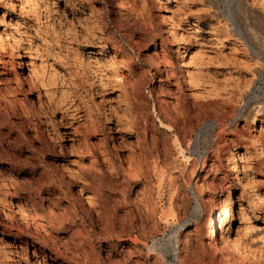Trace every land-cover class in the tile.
<instances>
[{
  "label": "rangeland",
  "instance_id": "obj_1",
  "mask_svg": "<svg viewBox=\"0 0 264 264\" xmlns=\"http://www.w3.org/2000/svg\"><path fill=\"white\" fill-rule=\"evenodd\" d=\"M231 1L0 0V264H264V0Z\"/></svg>",
  "mask_w": 264,
  "mask_h": 264
},
{
  "label": "bare ground",
  "instance_id": "obj_2",
  "mask_svg": "<svg viewBox=\"0 0 264 264\" xmlns=\"http://www.w3.org/2000/svg\"><path fill=\"white\" fill-rule=\"evenodd\" d=\"M233 1V0H232ZM231 1V2H232ZM237 2H238V0H237ZM236 3V2H235ZM235 5V4H234ZM234 7V6H233ZM235 9V8H234ZM236 11V10H235ZM234 12V11H233ZM247 15V14H246ZM257 21V20H256ZM260 21V20H259ZM245 22H246V20H245ZM253 23H254V21H253ZM235 24V23H234ZM233 24V25H234ZM240 24V23H239ZM257 24H261V23H257ZM232 25V23H231V26H233ZM245 26V25H244ZM249 26V25H248ZM243 26H241V28H242ZM262 26L260 25V30H263L262 28H261ZM238 28H239V26H238ZM249 28V27H248ZM242 30V29H241ZM247 30V29H246ZM241 33H242V31H241ZM248 33V32H247ZM243 34V33H242ZM258 35V34H257ZM245 36V35H244ZM253 38L254 36H253V33L252 32H250L249 31V33H248V35H247V40H246V38H243L245 41H248V39L250 40V38ZM251 41V40H250ZM256 41V40H255ZM249 47V46H248ZM253 50V49H252ZM253 52V51H252ZM254 55H256V54H254ZM257 56V55H256ZM256 58V57H255ZM258 59H260V58H258ZM264 62V61H263ZM31 70V69H30ZM34 70H33V68H32V71L30 72L31 74V78L33 77V76H35V74H34V72H33ZM259 72V71H258ZM36 78V77H35ZM33 79H34V77H33ZM36 80V79H35ZM35 80H33V81H35ZM33 81H32V83H33ZM31 82V81H30ZM34 83H37L38 84V82L36 81V82H34ZM36 84V85H37ZM36 85H34V86H36ZM38 86V85H37ZM40 86V85H39ZM41 88L43 89V87H42V84H41V87H40V90H41ZM38 91V90H37ZM260 91V90H259ZM39 94V93H38ZM46 94H47V92L46 91H44V95H45V97H46ZM40 95V94H39ZM38 95V96H39ZM262 98V97H261ZM47 101H50V98H49V96H48V94H47ZM260 99V98H259ZM257 100V98H253L252 99V101L254 102V101H256ZM249 101H251V100H249ZM248 101V102H249ZM255 103V102H254ZM251 104V103H250ZM253 105V104H252ZM255 105V104H254ZM246 106V105H245ZM249 106V105H248ZM246 108V107H245ZM251 108V107H250ZM244 111V110H243ZM243 111H239L240 112V114L243 112ZM243 115V114H242ZM170 116V115H169ZM169 116H168V114L166 115V114H164V116H163V120L167 123V122H169V124H171L170 123V118H171V116H170V118H169ZM160 118V117H159ZM176 120V119H175ZM177 121V120H176ZM179 122V121H178ZM178 124V123H177ZM204 124V123H203ZM226 124V123H225ZM179 125V124H178ZM205 125V124H204ZM204 125H202V126H204ZM206 125H208L207 123H206ZM199 126V125H198ZM209 126V125H208ZM218 126V125H217ZM222 126V125H221ZM172 127V126H171ZM171 127L169 128V126H168V124H163L162 122H161V126H160V128L161 129H163V130H167L168 128L170 129V131H171ZM177 127V126H176ZM176 127H175V129H176ZM205 127V126H204ZM204 127H202V128H204ZM225 127V126H224ZM190 128V127H189ZM197 128V127H196ZM199 128V127H198ZM213 128V127H212ZM178 129V128H177ZM205 129V128H204ZM208 129H209V127H208ZM178 130H180V129H178ZM177 131V130H176ZM203 131V130H202ZM179 132V131H178ZM177 132V133H178ZM180 132H182V131H180ZM201 132H199V134H200ZM179 134V135H178ZM177 135H176V137H175V143H177V145H178V148L180 149V151H181V155L185 158V153H184V150L182 149V146H181V143L183 142H185L186 141V138H187V135L184 133V134H180V133H178ZM189 134V133H188ZM179 136H180V139H181V143L179 142ZM190 138H191V135H190ZM187 140H188V138H187ZM199 139H198V137L195 139V144H197V141H198ZM188 141H190V139L188 140ZM191 142L192 141H190V144H191ZM199 142V141H198ZM182 143V144H183ZM187 143V142H186ZM193 143H194V141H193ZM185 144V143H184ZM187 144H189V143H187ZM192 146V145H191ZM192 148H193V146H192ZM166 150H167V148H166ZM165 150V151H166ZM192 152L193 153H195V155H198L199 153H198V149H197V147L196 146H194V148H193V150H192ZM199 157V156H198ZM185 170V169H184ZM159 186L161 187V190H162V194L163 195H165V197H166V195H170V192H171V190L174 188L175 189V184H174V182H173V180H172V177H171V175H170V173H169V169L168 168H164L162 171H161V173H160V180H159ZM176 189H178V188H176ZM175 192V191H174ZM177 192V191H176ZM161 194V195H162ZM174 194V193H173ZM176 194V193H175ZM192 194H194L195 195V193H194V191L192 190ZM202 203H204V202H201L200 200H199V198H197L196 197V195H195V200H194V208H193V211H192V214H191V217L192 218H194V219H197V217L199 216V215H201L202 214V211H203V208H204V206H205V204H204V206H203V204ZM182 206V205H181ZM182 208V207H181ZM184 208V207H183ZM222 212H224V211H222ZM226 213V212H225ZM223 214V213H222ZM226 215V214H225ZM223 216H224V214H223ZM167 217V216H166ZM165 217V218H166ZM169 217V216H168ZM170 217H172V215L170 216ZM207 217V216H206ZM248 215H247V213H245L244 211H241L239 214H238V218H237V222L239 223V224H243V222L244 221H246V220H248ZM164 218V219H165ZM208 220L209 221H212V217H211V215L209 214V216H208ZM220 223H222V222H220ZM247 223V222H246ZM238 224V225H239ZM221 227V224H220V226H219V228ZM240 227H238V229H239ZM216 226H213V228H212V230H211V232H210V235H211V237L212 238H215L216 237ZM239 230H241V229H239ZM244 230V229H243ZM238 231V230H237ZM236 231V232H237ZM218 235V234H217ZM211 240V239H210ZM214 240V239H213ZM80 243V242H79ZM81 244V243H80ZM222 244H224V242L222 243ZM227 246V245H226ZM232 249H235V246L232 244V243H230V245H229ZM180 261V260H179ZM177 262H178V260H177Z\"/></svg>",
  "mask_w": 264,
  "mask_h": 264
}]
</instances>
